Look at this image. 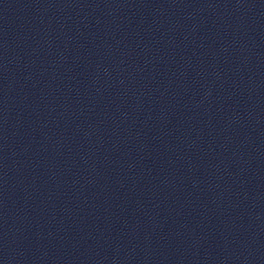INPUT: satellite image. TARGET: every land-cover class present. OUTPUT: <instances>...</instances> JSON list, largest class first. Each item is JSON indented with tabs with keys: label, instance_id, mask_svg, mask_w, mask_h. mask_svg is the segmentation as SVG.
Here are the masks:
<instances>
[{
	"label": "water",
	"instance_id": "1",
	"mask_svg": "<svg viewBox=\"0 0 264 264\" xmlns=\"http://www.w3.org/2000/svg\"><path fill=\"white\" fill-rule=\"evenodd\" d=\"M0 264H264V0H0Z\"/></svg>",
	"mask_w": 264,
	"mask_h": 264
}]
</instances>
